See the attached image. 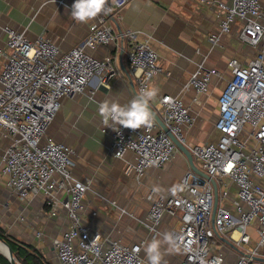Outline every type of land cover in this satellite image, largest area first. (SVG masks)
<instances>
[{
  "label": "built area",
  "instance_id": "built-area-1",
  "mask_svg": "<svg viewBox=\"0 0 264 264\" xmlns=\"http://www.w3.org/2000/svg\"><path fill=\"white\" fill-rule=\"evenodd\" d=\"M114 1L122 8L132 0ZM199 1L217 4L221 10L219 29L208 37L213 44H221L223 34L238 23L240 40L252 46L255 55L247 61L237 57L228 60L230 75L218 99L216 141H187L185 130L194 123V116L181 96L165 94L154 108L169 130L189 147L200 168L216 180L218 204L215 210L211 179L190 168L173 194L150 188L148 198L152 203L147 217L139 221L153 238L164 233L178 238V245L185 251L179 264H228L221 251L211 252L210 238L248 244L249 226L254 224L257 244L241 253L234 264H255L258 256H264V4L262 0ZM110 20L100 14L83 42L68 50L43 35L31 39L24 31L4 27L7 40L0 46V180L5 177L11 193L22 199L42 194L45 201L41 211L46 217L54 218L65 211L66 228L50 239L58 264H146V238L124 243L85 223L84 198L91 181L74 174V149L48 134L64 98L83 93L94 78L106 86L119 74L111 55L98 57L87 50L117 40ZM122 37L139 90L150 86L157 74H170L161 66L150 38H141L140 31L131 28ZM149 73L151 78L146 79ZM215 75H220L217 68L200 64L185 89L208 93ZM112 128L114 156L124 158L126 152L133 151L135 159L127 162V171L138 179L148 168L164 167L179 150L155 119L147 128ZM111 203L117 206L115 201ZM167 214L177 218L178 230H160ZM35 236L42 243L45 233L35 230Z\"/></svg>",
  "mask_w": 264,
  "mask_h": 264
},
{
  "label": "crops",
  "instance_id": "crops-1",
  "mask_svg": "<svg viewBox=\"0 0 264 264\" xmlns=\"http://www.w3.org/2000/svg\"><path fill=\"white\" fill-rule=\"evenodd\" d=\"M74 2L0 0V46L6 44V25L24 31L31 39L40 35L48 37L62 50L83 42L89 26L98 17L87 23L75 21L71 17ZM262 2L264 4V0ZM107 6L111 12L106 15L119 37L109 46L87 50L98 57L111 55L119 74L106 86L94 78L83 93L64 98L49 125L48 134L74 149V174L81 180L91 181V188L84 198L85 223L104 236L124 243L145 238L148 243L154 238L139 218L148 215L152 203L148 198L150 188L167 195L173 194L190 166L185 154L178 150L164 167L148 168L138 179L133 172L127 171V162L135 159L133 151L126 152L124 158L114 156L111 150L113 128L103 123L98 112L99 104L107 100L125 105L140 91L122 33L127 28L138 30L141 38H150L158 51L161 66L170 74L161 73L153 78L150 86H155L159 91L151 105L154 107V103L165 94L181 96L191 106L194 116V123L185 130L189 143H206L218 139L219 131L215 122L218 117V99L229 80L228 60L237 57L247 61L255 55L256 50L240 40L238 23L231 32L223 34L221 44L215 45L209 40V35L219 29L221 10L217 4L207 5L199 0H132L119 8L114 0H108ZM2 64L3 59L0 58V70ZM200 64L220 71V75L213 77L208 93H198L193 88L185 89ZM195 98L198 100L195 101ZM1 151L2 145L0 154ZM44 201L42 194L22 199L11 193L5 177L0 180V225L14 235L33 240L43 248L53 264H58L50 239L60 235L68 219L65 211L54 218L46 217L41 211ZM111 201H115L117 206H113ZM177 224L180 225L177 218L167 214L159 228L169 232L172 228L176 229ZM35 230L45 233L42 243L36 238ZM249 233L251 240L244 245L216 238L220 244L216 251L222 252L228 264H234L241 253L257 244L258 233L254 224L249 226ZM161 251L162 264H179L185 255L179 245L175 250L162 245ZM143 255L148 264L145 247ZM255 264H264V256H258Z\"/></svg>",
  "mask_w": 264,
  "mask_h": 264
},
{
  "label": "clouds",
  "instance_id": "clouds-1",
  "mask_svg": "<svg viewBox=\"0 0 264 264\" xmlns=\"http://www.w3.org/2000/svg\"><path fill=\"white\" fill-rule=\"evenodd\" d=\"M107 5L108 0H75L71 6V17L77 22L87 23L102 13H110L111 8ZM151 75L149 73L146 79H150ZM158 91L155 86H145L125 105L105 100L99 104V115L108 127L118 125L131 130L151 127L154 114L150 104L157 97ZM162 245L175 250L178 238L172 233H164L162 239L154 238L148 242L145 246L148 264H162Z\"/></svg>",
  "mask_w": 264,
  "mask_h": 264
},
{
  "label": "trees",
  "instance_id": "trees-1",
  "mask_svg": "<svg viewBox=\"0 0 264 264\" xmlns=\"http://www.w3.org/2000/svg\"><path fill=\"white\" fill-rule=\"evenodd\" d=\"M0 239L6 241L13 250L14 258L21 264H53L46 254L32 243L19 240L8 234L0 225ZM12 264L6 257L0 254V264Z\"/></svg>",
  "mask_w": 264,
  "mask_h": 264
},
{
  "label": "water",
  "instance_id": "water-1",
  "mask_svg": "<svg viewBox=\"0 0 264 264\" xmlns=\"http://www.w3.org/2000/svg\"><path fill=\"white\" fill-rule=\"evenodd\" d=\"M151 110L154 114V119L158 121V123L161 125V127L167 131L169 133V135L172 137V139L174 140V142L177 144L179 150L181 152H183L189 162V166L190 168L197 174H200L206 178L211 179V181L213 182V185L215 187V210L218 204V190H217V182L216 180L211 177L208 173H206L205 171H203L201 168H199L194 161V156L191 152V150L189 149V147L187 145H185L181 140H179L167 127V125L165 124V122L163 121V119L161 118V116L158 114V112L156 111V109L150 104ZM1 242H3L7 247H8V254L3 253L11 262L12 264H21L20 262H17V260L14 258L13 255V250L11 249L10 245L4 241L1 240ZM227 241V240H226Z\"/></svg>",
  "mask_w": 264,
  "mask_h": 264
},
{
  "label": "rangeland",
  "instance_id": "rangeland-1",
  "mask_svg": "<svg viewBox=\"0 0 264 264\" xmlns=\"http://www.w3.org/2000/svg\"><path fill=\"white\" fill-rule=\"evenodd\" d=\"M194 161H195V164L200 168V167H201V163L198 161V159L194 158ZM179 227H180V225L177 224L176 229L178 230ZM7 232H8V231H7ZM8 234L12 235L13 237H15V238H17V239H19V240H23V241H26V242H28V243H32V244H34L35 246H37L38 249H40L41 251L44 252L43 248H40V247L37 245V243L33 242V240H31V239H29V238L26 239V238H24V237H20V236H18V235H14V234H12V233H10V232H8ZM209 245H210V247H211V252H214V251H216V248H218L217 246H219L220 244H219V242L216 240V238L213 236V237L210 238ZM44 253H45V252H44ZM0 254L3 255V256H5L2 252H0ZM45 254H46V253H45ZM46 256H47V254H46ZM47 257H48V256H47ZM17 262H18V261H17ZM6 264H7V263H6Z\"/></svg>",
  "mask_w": 264,
  "mask_h": 264
},
{
  "label": "bare ground",
  "instance_id": "bare-ground-1",
  "mask_svg": "<svg viewBox=\"0 0 264 264\" xmlns=\"http://www.w3.org/2000/svg\"><path fill=\"white\" fill-rule=\"evenodd\" d=\"M0 252L8 254V247L0 241Z\"/></svg>",
  "mask_w": 264,
  "mask_h": 264
}]
</instances>
